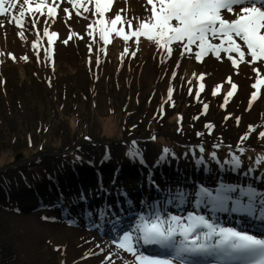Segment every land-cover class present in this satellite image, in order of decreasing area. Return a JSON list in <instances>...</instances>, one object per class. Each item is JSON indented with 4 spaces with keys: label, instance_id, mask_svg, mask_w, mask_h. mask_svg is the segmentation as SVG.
<instances>
[{
    "label": "rangeland",
    "instance_id": "rangeland-1",
    "mask_svg": "<svg viewBox=\"0 0 264 264\" xmlns=\"http://www.w3.org/2000/svg\"><path fill=\"white\" fill-rule=\"evenodd\" d=\"M145 5L146 0H119L114 7L124 10L122 16L138 22L135 18L147 19L149 16ZM67 7L73 13L70 20L61 11L56 18H50L49 31H57L59 37L53 46L54 51L49 53L50 59H43L41 53L40 63L37 62V49L32 46L33 40L37 39L34 31L27 32V39L22 40L17 35L18 30L7 21L5 27L0 29V52L4 53L0 55V171L8 169L15 162L16 155L21 152L25 153V157L31 154L41 157L43 163L50 168V159L57 154L67 155L76 146L86 147L84 150L90 156L91 164L84 168V175L88 177L90 187L93 188H86L83 194L89 193L86 197L94 196L95 200L81 205L82 200L78 201L73 196L74 192L68 194L66 200V184L63 179L55 180L61 189L58 185L38 186L43 199H36L31 194L26 205L13 207L7 200H0V264H94L91 262L96 259L100 264L102 261L107 264V252L98 251L90 235H106L112 240L127 227L130 218L125 217L128 222L123 228L120 227L121 222L116 224L115 231L110 227L104 228V232L100 229L104 221L100 211L104 203L107 205L106 191L110 193L108 202L112 198V193L105 188L104 177L97 173L101 166L100 158L95 152L100 149L102 142L110 141L111 146L118 149L123 142L133 146L132 142L136 141L135 148L143 154L146 167H142L147 174H153L155 168H163L168 174L163 182H157L161 189L174 190L181 187L190 193L199 186L189 178L190 167L182 168L176 161L170 166L168 162L159 166L155 164L162 153V144L165 147L171 141L182 146L198 144L199 148L203 145L205 151H213V146L219 143L220 147L228 149L230 145H239L244 148L242 153L246 152L248 155L251 152L258 156L264 154V138L259 136V131H264V89H261L260 98L248 109V100L254 91L251 85L256 81L252 68L260 65L241 63L234 68L226 56L219 61L212 56L196 61L191 54L183 58L178 54L175 57H166L156 44L146 38H141L137 45L134 40L126 42L113 35L110 37L109 49L105 48V52L100 55L101 63L97 66L95 49L106 45L99 42L94 45L93 52L89 53L87 45L93 38L87 36L86 26L92 19L99 17L84 13L89 17L85 20L75 16L76 9L70 5ZM88 7L94 10V6ZM111 15L106 13L105 19H110ZM37 27L42 36L44 25ZM70 32L77 35L65 45L63 40L67 39ZM80 36H84V39L81 40ZM41 44L47 46V37H42ZM125 47L136 51L137 56L132 59L126 55L122 63L121 53ZM8 53L14 54L17 59L13 60ZM22 56H27L28 60L21 59ZM161 58L164 60L163 65L160 63ZM177 60L180 61V67L173 80L171 71L176 70ZM201 74L204 75L203 80L199 78ZM229 76L238 85V91L230 98L227 107H221L223 96L230 90ZM201 83L205 85V90L198 101L195 93ZM169 84L174 88L172 102L175 101L170 104L167 96ZM217 84L221 85L220 92L213 96L211 93ZM189 89H192L191 95ZM204 103L209 105L207 114H202ZM161 106L164 108L163 118H159ZM186 110L188 112L183 116L182 122L176 119H180L178 114H183ZM229 113L232 118L225 120ZM236 116L241 117L239 124ZM193 117L200 118L194 120ZM206 123L213 124L214 128L207 129ZM250 125L257 130L249 132ZM178 127H182L183 131H178ZM198 132L204 135L197 136ZM246 133L249 139L241 142L240 138ZM153 136L156 137L155 140L151 138ZM232 150L235 151L232 153H240L239 147ZM116 152L120 153L119 150ZM139 159L137 157L134 162L141 164ZM132 162L121 163L118 160L115 168L121 167L120 172H115L111 163L108 164L106 170L110 174L107 175L108 178L105 175V178L111 182L108 184L109 188L116 181L119 183L118 187H131V193L138 192L141 180L135 185L125 179L127 175L132 176L133 170L138 168ZM239 170L236 171L240 172L239 180H244V183L238 179L227 183H236L241 187H245L243 184H251L258 191H264V181L261 180L264 175L257 177V182L248 179L255 174L253 175L252 168L245 165L244 159ZM139 172L141 176L142 172ZM79 173L81 175V171ZM119 174L122 175L121 183L126 187L119 182ZM117 175L118 179L115 178ZM63 178L78 180L72 168L69 169L68 176ZM142 183L144 195L136 197L138 201L135 206L129 207L135 213L133 217L140 211L139 202L148 192L153 198L157 196L167 204V191L156 192L147 185L145 177ZM5 187L4 190L7 189ZM189 201L185 206L191 209L192 196ZM177 204L178 201L167 204L166 208L184 213L186 209ZM111 206L118 213L117 207ZM123 206L127 210L125 204ZM230 213H227V217L237 214ZM117 216L120 218L119 213ZM244 218L247 229L250 228L249 231L253 233L257 230L254 227L264 224V221L251 220L245 215ZM96 226L98 232L95 230ZM70 242L79 245L74 256ZM90 253L96 255L88 258Z\"/></svg>",
    "mask_w": 264,
    "mask_h": 264
},
{
    "label": "snow or ice",
    "instance_id": "snow-or-ice-1",
    "mask_svg": "<svg viewBox=\"0 0 264 264\" xmlns=\"http://www.w3.org/2000/svg\"><path fill=\"white\" fill-rule=\"evenodd\" d=\"M62 2L76 9L77 17L89 19L84 13L99 17L92 19L86 26L87 36L93 38L87 45L89 53L93 52L94 45L99 42L106 45L111 42L110 37L116 35L126 42L134 40L137 45L140 44L141 38H146L156 44L166 57H175L178 54L183 58L191 54L196 61H202V58L208 56L219 61L226 56L234 68L239 67L241 63L260 65L252 68L256 81L251 85L254 91L248 100L249 110L261 96V89H264V0H146L145 6L149 16L147 19L135 18L138 22L122 16L124 10H117L114 7L119 0H0V29L5 27L7 21L18 30L17 35L22 40L27 39V32L34 31L37 39L33 40L32 46L37 49V62H41V53L43 59H50L49 53L54 51L53 46L59 37L57 31H49L50 18H56L58 10L69 20L73 17L69 7H62ZM88 5L94 6V10ZM106 13L112 14L110 19H105ZM41 24L44 25L42 36L37 27ZM76 35L70 32L63 43L68 45ZM42 37H47L46 47L41 44ZM79 38L83 40L84 36ZM95 51L96 64L99 66L100 55L105 52V48L97 47ZM0 55L4 53L0 52ZM7 55L13 60L17 59L12 53ZM126 55L134 59L137 52L125 47L121 53L122 63ZM21 59L27 61L28 57L22 56ZM160 63L163 65V58ZM175 67L176 70L171 71L173 80L177 77L179 60ZM199 78L203 80L204 75L201 74ZM228 83L230 90L223 96L221 107H227L230 98L238 91V85L232 81L231 76L228 77ZM220 88L221 85L217 84L211 94L217 96ZM204 90L205 85L201 83L195 93L198 101ZM173 93L174 88L169 84L167 87L169 101L172 100ZM189 94H192V89H189ZM208 109L209 105L204 103L202 114H207ZM163 113L164 108L161 106L159 118H163ZM199 118L193 117L194 120ZM231 118L229 113L224 119ZM182 119L183 117H180L181 122ZM235 119L237 124L241 122V117L236 116ZM205 127L211 130L214 125L206 123ZM177 130L183 131L182 127H178ZM256 130L254 126H249V132ZM203 135L204 133H197V136ZM259 136L264 138V131H259ZM151 138L156 139L155 136ZM240 139L241 142L248 140V133ZM31 143L29 137L30 146ZM132 144L133 148L127 155L134 160L139 157V162L145 164L143 154L135 148L136 141ZM220 146L217 143L213 147L218 149ZM235 147H239L240 152L244 151L239 145L229 146L230 149ZM204 150L201 145L199 151L202 153ZM171 155L173 153L168 148H163L155 164L162 165ZM210 156L221 166L231 165L232 171L241 168L242 159L239 156L233 155L226 161H218V152L215 150ZM196 162L203 165V157ZM146 180L157 192L167 191V204L178 201L177 206H180L190 202L189 197L192 196L196 207L209 209L212 217L196 211H187L186 215L173 214L162 211V208L166 209L167 204L159 200L149 202L142 199L139 202L140 206H146L152 211L148 214L139 211L135 217H130L127 227L118 232L110 242L115 251L109 248L105 253L108 264H116L112 257H116L120 264H264V236L234 226H224L216 219V213L231 212L264 221V191H258L251 184L241 187L236 183L218 182L214 187L201 184L190 193L181 187L174 190L161 189L152 173H149ZM261 180L264 181V177H261ZM116 193L118 203L127 204L130 208L135 206L126 190L116 189ZM80 199L86 201V195L81 194ZM257 200L259 216L256 215ZM111 207L107 206L109 209ZM100 215H105L104 209L100 211ZM116 223H120L119 217L116 218ZM260 227L264 231V224ZM97 247L100 248L99 245ZM148 247H154L156 254H146L145 249ZM100 252L104 253V249L100 248Z\"/></svg>",
    "mask_w": 264,
    "mask_h": 264
},
{
    "label": "trees",
    "instance_id": "trees-1",
    "mask_svg": "<svg viewBox=\"0 0 264 264\" xmlns=\"http://www.w3.org/2000/svg\"><path fill=\"white\" fill-rule=\"evenodd\" d=\"M87 57H89V55ZM171 102L172 100L168 103L170 104ZM173 102L175 101L173 100ZM187 112L188 111L186 110L183 114H178V116L185 117ZM168 143L169 146L167 147L162 144L160 151L162 152L163 148H168L170 151H172L173 155H171L165 162H168L169 166L173 165V163L176 161L182 168L190 167L191 171L189 172V174L191 173L192 175H194L195 167L196 165H198L196 161L199 158L203 157L204 164L202 165L203 169L200 174V178L205 182H213L217 180L220 181L221 178L225 179L226 181H232V179L237 180L241 177L239 175L240 172L238 173L231 170V165L223 164L221 166V164L217 161H213L210 154L214 150H204V152L201 153L199 151L198 145L182 146L175 143L174 141ZM111 144L112 143L110 141L102 142L100 143L101 146L99 145L100 149L95 152L100 158V166L102 171H105L106 168H108L109 163H111L110 165L115 172L118 171L119 167H117V169L115 168L118 160L121 163L133 161L132 163L134 164V166L136 165L135 163L137 162H134V159L127 155L129 150L133 148L132 145L130 146L126 142H123L118 149H114ZM84 149H86V147L76 146L74 149L70 150L67 155L57 154L56 157L50 159V168H48V165L43 163L41 157L35 156V154H31L29 157H25V153H18L15 157V162L11 164L8 169L0 171V200H7L8 204H11L13 207L26 205L30 201L31 194L36 199L42 198V194L38 189V186H59V184H56L55 180H64L66 184L65 190L67 191L65 193L66 198L68 194L76 191V189L80 185H89L90 180L87 179L88 177L86 175H84V168L87 167L88 164H91V158ZM116 150H119L120 153H117ZM254 150L256 149L254 148ZM215 151L218 152V161H226L233 155L239 156L241 159H244L245 165L252 168V173L253 175L255 174L253 177L248 178L251 179V181L253 179L254 182H257V177H261V175H264V154L262 156H258L254 152H251L252 154L248 155V153L246 154V152L242 153L240 151L239 152L242 154H240L238 151L237 152L239 154H235L232 153L235 151L228 148H218L215 149ZM116 156H119V158H117ZM165 163H163V165ZM70 168H72L74 172H76L78 180L73 179L72 181H70V179L66 180L63 178L65 176H68V171ZM80 171L81 175L79 173ZM237 171L240 170L238 169ZM125 179L128 182L137 184L140 181V179L133 180V178L129 175H127ZM74 180L76 181L73 182ZM4 186H6V190H4Z\"/></svg>",
    "mask_w": 264,
    "mask_h": 264
},
{
    "label": "bare ground",
    "instance_id": "bare-ground-1",
    "mask_svg": "<svg viewBox=\"0 0 264 264\" xmlns=\"http://www.w3.org/2000/svg\"><path fill=\"white\" fill-rule=\"evenodd\" d=\"M68 6V4L67 3H64V2H62V7H67ZM58 12H59V10H58ZM244 186H246L245 184H243ZM146 199L150 202V200H151V197L150 196H146ZM160 201V200H159ZM161 202H163V201H161ZM164 203V202H163ZM164 208H162L161 210H163ZM104 211H105V214H106V216H104V220L105 221H112V218H115L116 216H117V213L115 212V211H113L112 209H109V208H104ZM89 213H90V211H89ZM119 215H120V218L122 219V221H120L121 222V225H120V227L121 228H123V226H125L126 224H127V222H128V219H126V220H124V217L122 216V214H120L119 213ZM257 216H259V210H257V214H256ZM249 219H251L252 220V217H248ZM233 221H231V219H230V223H232ZM107 223V222H106ZM243 230H246V225H244V224H242L241 226H240ZM106 228H108V227H106ZM113 228H115L116 229V227L114 226V225H111V229L113 230ZM97 226L95 227V230L97 231ZM250 229V228H249ZM117 231V230H116ZM98 232V231H97ZM110 237H108V236H103V237H97L96 235H94V234H92V235H90V239L92 240V242H94V246H95V248L98 250V251H100V248H103L104 249V251H106V252H108V250H109V248H111V250L112 251H115V247L113 246V245H111V238L109 239ZM97 245H99L100 246V248H98L97 247ZM69 246L71 247V249H72V255L74 256V254H76V252H77V249L79 250V245H76V244H74V243H72V242H70L69 243ZM145 252H146V254H156V251L155 250H149L148 248L147 249H145ZM89 257H92V255H88V258ZM112 260L113 261H115L116 262V264H120V261H118L117 260V258L116 257H112ZM80 263H82V262H80ZM91 263H94V264H100V262L98 261V259H96V260H93ZM107 264H108V262H107Z\"/></svg>",
    "mask_w": 264,
    "mask_h": 264
}]
</instances>
